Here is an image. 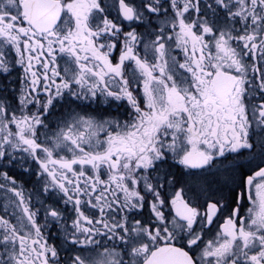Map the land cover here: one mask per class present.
Returning a JSON list of instances; mask_svg holds the SVG:
<instances>
[{"label": "snow or ice", "instance_id": "1", "mask_svg": "<svg viewBox=\"0 0 264 264\" xmlns=\"http://www.w3.org/2000/svg\"><path fill=\"white\" fill-rule=\"evenodd\" d=\"M0 264H264V0H0Z\"/></svg>", "mask_w": 264, "mask_h": 264}]
</instances>
